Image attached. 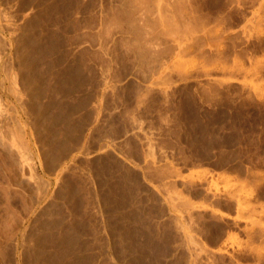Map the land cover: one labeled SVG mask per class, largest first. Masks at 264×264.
Listing matches in <instances>:
<instances>
[{"label": "rangeland", "instance_id": "obj_1", "mask_svg": "<svg viewBox=\"0 0 264 264\" xmlns=\"http://www.w3.org/2000/svg\"><path fill=\"white\" fill-rule=\"evenodd\" d=\"M0 264H264V0H0Z\"/></svg>", "mask_w": 264, "mask_h": 264}]
</instances>
